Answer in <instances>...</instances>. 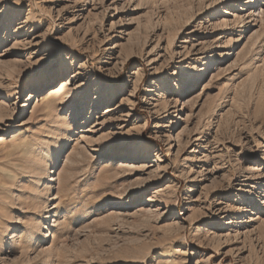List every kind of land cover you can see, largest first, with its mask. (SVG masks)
<instances>
[{"label":"rangeland","instance_id":"374dc122","mask_svg":"<svg viewBox=\"0 0 264 264\" xmlns=\"http://www.w3.org/2000/svg\"><path fill=\"white\" fill-rule=\"evenodd\" d=\"M0 264H264V0H0Z\"/></svg>","mask_w":264,"mask_h":264},{"label":"bare ground","instance_id":"6f19581e","mask_svg":"<svg viewBox=\"0 0 264 264\" xmlns=\"http://www.w3.org/2000/svg\"><path fill=\"white\" fill-rule=\"evenodd\" d=\"M55 72H59L58 70L57 71H55ZM41 76L43 77V78H45L46 80H47V77H48V75H51V74H53V73H50L49 74V71H47V70H44V71H42L41 73ZM36 78L34 79V81H35V85L37 84V83H39L40 81H37L36 82ZM195 87L194 86H188L187 87V89H194ZM73 91H75V90H73ZM116 154H119L120 155V158H128V159H130L131 161H133V160H137V161H140V160H142L143 159V157L144 156H142V159H139V157L140 156H130V155H126L125 153H121V152H116ZM107 156H111L112 155V153L111 152H109V151H107V154H106ZM127 206V204L126 203H124V202H117V201H113V202H110V209H112V208H117V207H126Z\"/></svg>","mask_w":264,"mask_h":264}]
</instances>
